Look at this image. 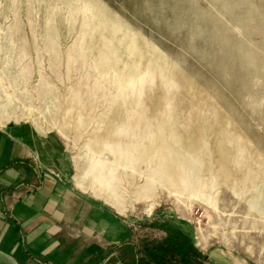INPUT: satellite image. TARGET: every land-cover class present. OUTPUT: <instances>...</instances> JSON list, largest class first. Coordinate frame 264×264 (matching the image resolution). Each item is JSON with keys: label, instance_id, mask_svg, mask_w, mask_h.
<instances>
[{"label": "rangeland", "instance_id": "1", "mask_svg": "<svg viewBox=\"0 0 264 264\" xmlns=\"http://www.w3.org/2000/svg\"><path fill=\"white\" fill-rule=\"evenodd\" d=\"M13 123L123 214L138 256L163 226L195 263L264 264V0H0Z\"/></svg>", "mask_w": 264, "mask_h": 264}, {"label": "crops", "instance_id": "2", "mask_svg": "<svg viewBox=\"0 0 264 264\" xmlns=\"http://www.w3.org/2000/svg\"><path fill=\"white\" fill-rule=\"evenodd\" d=\"M53 153L33 127L0 126V264H131L111 209L123 214L68 180Z\"/></svg>", "mask_w": 264, "mask_h": 264}, {"label": "trees", "instance_id": "3", "mask_svg": "<svg viewBox=\"0 0 264 264\" xmlns=\"http://www.w3.org/2000/svg\"><path fill=\"white\" fill-rule=\"evenodd\" d=\"M163 229L166 240L160 244H154L143 249L144 254L138 256L133 245L127 244V249L132 253L131 264H168V258L177 256L183 264H201L192 261V256L204 260V257L196 251L191 239L180 230L169 227Z\"/></svg>", "mask_w": 264, "mask_h": 264}]
</instances>
